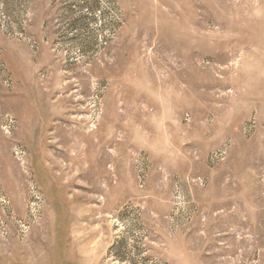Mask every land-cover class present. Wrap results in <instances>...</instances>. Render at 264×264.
<instances>
[{"label": "rangeland", "instance_id": "obj_1", "mask_svg": "<svg viewBox=\"0 0 264 264\" xmlns=\"http://www.w3.org/2000/svg\"><path fill=\"white\" fill-rule=\"evenodd\" d=\"M0 264H264V0H0Z\"/></svg>", "mask_w": 264, "mask_h": 264}]
</instances>
